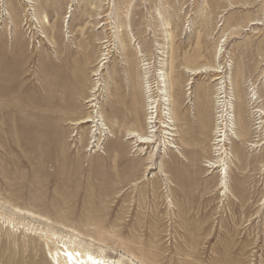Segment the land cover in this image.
<instances>
[{
  "label": "rangeland",
  "instance_id": "1",
  "mask_svg": "<svg viewBox=\"0 0 264 264\" xmlns=\"http://www.w3.org/2000/svg\"><path fill=\"white\" fill-rule=\"evenodd\" d=\"M258 108L264 0H0V264H53L73 238L101 264H264ZM230 114L261 132L228 133L223 178L209 166ZM101 115L108 130L81 122Z\"/></svg>",
  "mask_w": 264,
  "mask_h": 264
},
{
  "label": "bare ground",
  "instance_id": "2",
  "mask_svg": "<svg viewBox=\"0 0 264 264\" xmlns=\"http://www.w3.org/2000/svg\"><path fill=\"white\" fill-rule=\"evenodd\" d=\"M105 56L101 59V63L100 65H104L103 62L105 63ZM101 66L97 69V71L95 72L96 74H98L99 70H100ZM146 69V68H145ZM206 68H197V69H190L188 68L187 70L191 73V74H197L200 73L201 71L205 70ZM215 68L209 67V70H214ZM146 74V76H145ZM144 76L146 78H149V74L148 71H145ZM159 81L160 82V95L162 96L163 101H169L167 103L168 106H166L164 108V113L163 115H165L166 120L164 123H162V127L164 128V133L166 135V139H168L167 142H164L166 147L169 148H177V144L175 143V139L174 137L176 136V134L174 133V131L176 130L175 127V119H174V113L172 111V108L169 106L170 105V100H171V95H170V82H169V73L166 71V67L165 65H162L159 72ZM216 78V77H215ZM231 78V76H230ZM193 81L190 79L188 81V84H191ZM145 89H146V94H147V99L148 101H150L151 98V85L149 84V80H146V85H145ZM224 86H221L219 88V93L218 96L216 97V99H218L219 103L221 104L220 106H222V111L221 112H227L228 109L230 108V105L228 104V102L226 100H222L223 97H226L225 95H223V93L225 92ZM252 95V94H251ZM260 96L257 95V92H255L252 97L250 98L251 101L255 98V100H258ZM94 98L92 97L91 99L87 100V101H93ZM153 102H150V114L148 117V121L147 123L150 124L151 130L150 132H154L155 128L154 123L156 122L154 119V113L158 112V106L157 105H153ZM92 105L93 102H92ZM232 108L233 105H231ZM244 108V107H243ZM245 108L247 109V106H245ZM234 112V109L232 110ZM255 112H257L256 116L259 113V120L256 123H260L263 124L264 123V109H256ZM247 114V111H246ZM231 116L228 117L229 120H227L228 118L225 117L226 119L222 120L221 122H219L220 126L217 127L216 129V134L218 136V138H216L215 140V144H217V149L219 150L220 153L223 152L224 158H221L220 160H215L216 162H210V166L211 168H217V167H223L222 171L223 172V178H226L227 176V163H225V161H228L227 159L229 158V153L227 151V148H224V146L227 143V137L229 136L228 133H231V135L233 134V136L239 135V130H241L243 132V134H245L246 136L249 137V135H252L253 130H257V132H261L260 126H255L254 128H252V125L250 122H239L238 121V117L236 114H230ZM224 116H226L224 113L221 115V117L223 118ZM102 118H99L98 116L96 117H89L88 119H83L81 120L82 123L84 122H96V126H99V129L102 130H108V124L105 122V119L103 117V115H101ZM102 121V122H100ZM229 121V122H227ZM223 122H226L225 127L222 126L224 125ZM241 124V126L239 125ZM259 124V125H260ZM262 126V125H261ZM264 128V127H263ZM238 133V134H236ZM132 135V137H137V141L139 143H145V144H149V143H153V136L151 134L149 135H141L137 132H132L130 133ZM131 137V136H130ZM217 141V142H216ZM223 144H220L222 143ZM261 145H264V138L260 141ZM164 146V147H165ZM165 147V148H166ZM244 158L246 159L245 155ZM211 161V160H210ZM214 161V160H213ZM225 181V180H224ZM224 185L226 186V183L224 182ZM75 239H67V240H59L56 242V246H58L55 250H53L51 252L52 257L54 258V262L53 264L57 263V264H95V262H99V264H101V261L103 260V262H109V260H106L105 257L103 256H98L92 253V251H90L89 249H85V254L80 252V249L75 248L76 243H75ZM72 241V243H70ZM69 243L71 245H69ZM71 246V247H70ZM60 247V248H59ZM73 247V248H72ZM79 250V252H78ZM102 263V264H104ZM107 264V263H106Z\"/></svg>",
  "mask_w": 264,
  "mask_h": 264
},
{
  "label": "snow or ice",
  "instance_id": "3",
  "mask_svg": "<svg viewBox=\"0 0 264 264\" xmlns=\"http://www.w3.org/2000/svg\"><path fill=\"white\" fill-rule=\"evenodd\" d=\"M95 264H99V262H95Z\"/></svg>",
  "mask_w": 264,
  "mask_h": 264
}]
</instances>
